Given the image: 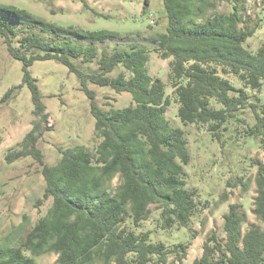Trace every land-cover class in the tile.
<instances>
[{"label":"trees","instance_id":"1","mask_svg":"<svg viewBox=\"0 0 264 264\" xmlns=\"http://www.w3.org/2000/svg\"><path fill=\"white\" fill-rule=\"evenodd\" d=\"M79 1L89 10L86 0ZM224 1L230 6L227 14L215 13L210 0H161L167 27L153 36L152 51L170 60L168 81L183 126L205 127L223 146L221 129H228L231 122L243 123L239 115L249 109L254 123L243 134L258 139L263 147L264 95L251 93L264 94V42L255 52L244 45L261 28L262 18L250 26L239 0ZM117 36L106 30L57 27L24 9L0 4V37L9 56L22 63L19 87L28 88L31 113L38 120L4 160L11 164L31 157L44 179L35 207L51 200L45 215L36 219L21 241L11 247L0 245V264H35V258L47 253L57 256L56 264H182L186 259L197 237L190 224L208 202L200 205L197 194L185 188L187 142L183 131L172 128L165 118L171 102L163 82L148 74L150 50L133 45L109 52L101 47ZM47 60L77 77L90 101L98 140L92 148L60 149L61 159L53 166L43 164L37 147L39 124L47 115L29 73L35 61ZM228 76L235 77L240 87ZM88 83L128 93L132 103L101 109ZM11 94L7 92L0 103ZM117 175L120 184L111 195L108 186ZM235 181L244 186L242 177ZM255 184L252 213L261 226L250 225L242 233L245 214L240 205H229L223 215L224 238L209 234L200 257L191 264H264V164L256 168ZM154 212L156 230L187 229L189 239L152 242L150 231L139 230Z\"/></svg>","mask_w":264,"mask_h":264},{"label":"rangeland","instance_id":"2","mask_svg":"<svg viewBox=\"0 0 264 264\" xmlns=\"http://www.w3.org/2000/svg\"><path fill=\"white\" fill-rule=\"evenodd\" d=\"M147 1L145 4L144 0H86L89 10L79 0H0V4L24 9L57 27L115 32L118 34L116 39L106 40L101 45L109 52L115 48L128 50L133 45L150 50L148 74L163 82L165 94L171 102L165 118L172 128L183 131L187 142L190 160L183 166L185 188L197 194L200 205L208 202L207 208L190 224L197 237L192 241L182 264H191L200 257L202 243L209 234L215 233L219 238H224L223 215L229 205H240L245 214L242 233L250 225L261 226L252 210L257 190L256 168L264 164V146H259L258 139L243 134V129L254 123L249 109L239 115L243 123L231 122L229 126L226 124L228 129H221L222 141L225 142L223 146L211 137L205 127L182 125L177 117L178 105L173 100L168 81L170 60H162L152 51L153 36L164 32L167 27L166 12L161 0ZM239 2L243 5V15L249 20L250 26L262 18L261 28L244 44L251 52H255L264 42V0ZM210 4L217 14L230 11L229 4L224 0H210ZM101 47L98 46V50ZM95 69V63L89 66V70ZM29 73L35 80L45 107L44 114L47 115L46 120L39 124L40 139L37 144L43 164H57L61 159L60 149L94 147L98 140L94 137L90 101L80 90L77 77L54 60L35 61ZM22 75V63L9 56L0 37V99L12 91L11 96L0 103V245L8 243L10 247L25 237L36 219L45 215L51 205V200H48L40 207H35L44 189L38 163L31 157L11 164L4 160L9 151L18 149L24 136L38 122L31 113L33 105L28 88L24 85L19 87ZM113 76V73L109 75ZM227 79L236 88L240 87L235 77L228 76ZM88 89L94 92L95 101L101 109H120L132 103L130 94L115 93L110 87L88 83ZM251 95L263 98L264 94ZM239 177H242L244 186L235 181ZM227 181L233 185L227 187ZM119 184L120 177L117 175L108 186L109 194H114ZM223 192L227 193L226 198L222 197ZM156 217L154 212L139 230L150 231L152 242L174 244L189 239L187 229L179 232L156 230L153 226ZM56 259V255L47 253L35 258V264H56Z\"/></svg>","mask_w":264,"mask_h":264},{"label":"built area","instance_id":"3","mask_svg":"<svg viewBox=\"0 0 264 264\" xmlns=\"http://www.w3.org/2000/svg\"><path fill=\"white\" fill-rule=\"evenodd\" d=\"M150 23H153V21H150Z\"/></svg>","mask_w":264,"mask_h":264}]
</instances>
